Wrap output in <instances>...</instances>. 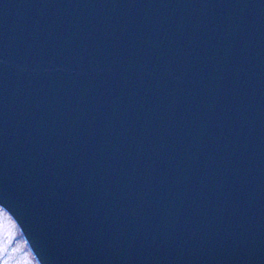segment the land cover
<instances>
[{"label":"water","instance_id":"water-1","mask_svg":"<svg viewBox=\"0 0 264 264\" xmlns=\"http://www.w3.org/2000/svg\"><path fill=\"white\" fill-rule=\"evenodd\" d=\"M0 207L39 264H264V0H0Z\"/></svg>","mask_w":264,"mask_h":264},{"label":"rangeland","instance_id":"rangeland-1","mask_svg":"<svg viewBox=\"0 0 264 264\" xmlns=\"http://www.w3.org/2000/svg\"><path fill=\"white\" fill-rule=\"evenodd\" d=\"M0 264H39L18 226L1 207Z\"/></svg>","mask_w":264,"mask_h":264}]
</instances>
